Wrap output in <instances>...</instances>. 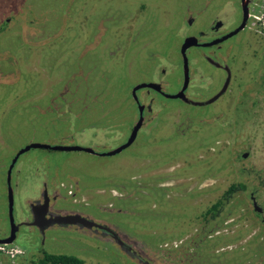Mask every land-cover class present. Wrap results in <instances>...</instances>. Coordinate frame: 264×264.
I'll return each instance as SVG.
<instances>
[{
  "label": "rangeland",
  "instance_id": "374dc122",
  "mask_svg": "<svg viewBox=\"0 0 264 264\" xmlns=\"http://www.w3.org/2000/svg\"><path fill=\"white\" fill-rule=\"evenodd\" d=\"M217 1L233 27L239 1ZM204 3L0 0V237L10 228L8 187L20 224L41 182L57 180L63 208L107 222L150 264H264V0L223 44L233 71L223 96L200 106L157 96L137 138L104 154L124 143L136 118L133 84L156 78L174 89L181 82L185 21L205 27ZM192 62L188 96L203 100L223 75L201 58ZM32 142L94 153L30 148L16 158L8 186L12 158ZM238 183L244 188L222 196ZM7 246L20 252L0 251V264H28L43 250L84 264H142L113 240L71 227L41 237L21 225Z\"/></svg>",
  "mask_w": 264,
  "mask_h": 264
},
{
  "label": "flooded vegetation",
  "instance_id": "af4514ba",
  "mask_svg": "<svg viewBox=\"0 0 264 264\" xmlns=\"http://www.w3.org/2000/svg\"><path fill=\"white\" fill-rule=\"evenodd\" d=\"M204 1H205V3H204V6L202 7V15L210 17L211 18L210 22L205 27H203L202 29H197L195 27H190L192 25L193 17L186 18V21H185L186 25L189 26V28H190V33L183 36L181 43L179 45V55L181 58V67H180L181 68V82L179 83V85L177 87H175L174 89L167 88L164 86L165 84L162 83V81L154 78V79H150L147 81H141V82L135 83L131 86L130 97L134 103L135 109L137 111V115H136V118L133 119V121L131 123V126H130V129L128 131L126 140L129 137L135 123L138 121V119L140 117L139 106H142V108H141L142 121H141V125L139 126V128L136 132L134 140L137 138L139 133L148 125V123L151 122L150 119L153 116V113H152L153 112V99H156L157 96L162 97L164 100L175 99V100H179L182 103L193 105L189 102H184L181 98L168 97L169 95L176 94L183 85V80H184L183 61H182V56L180 54V47H181L182 43L184 42V39L187 37H192V39H194V40L186 48V51H185V54L187 57L188 76H189L188 77V84H187L186 88L184 89L185 96L188 99L193 100L188 96V90L192 85L191 81H192L194 68H195V67L192 68L191 61L195 60L194 63L192 62L193 64H195L197 58L203 59L207 64H209L210 66H212L216 70L220 71L223 75L221 82L215 88V90L211 94H209L206 97V99L198 100V101L204 102V101L210 99L211 97H213L218 91H220V89L224 85V82H225L227 76L229 75V81H228V84H227L225 91L219 97H217L214 101H212L210 103H206V104H201V105H207V104H211V103L217 101L228 90V86H229L230 81L232 80V77H233V71L226 62H223L224 61V55H225L224 52L228 50V47L225 48V51L222 49L223 44H224V42L233 38V36H235L236 34H238L240 31H242L245 28L246 23H247L249 16L251 14L250 13L251 12V6L253 3L258 2L259 0H248L247 6H248V10H249V16H248V19L246 20L244 27L242 29H240L239 31H237L236 33H234V34H232V35H230V36H228L222 40H221V38L225 37L227 34L232 32L241 23V19H242L241 0H238L239 1L238 8H239L240 17H239L237 24H235L233 27H231L229 25V23L226 21V19H223V15H224V10H222L223 5H221L217 0H204ZM192 48L199 49L198 56L194 55L191 57L190 50ZM231 49H232V47H230V50ZM161 72L164 73V69H162ZM140 83H157L159 85V90H156V89L150 88V87H142V88H139L135 91V98H134V96L132 94V88L136 84H140ZM193 101H195V100H193ZM193 106H200V105H193ZM126 140L124 142H126ZM57 145H59V144H57ZM60 145H63V144H60ZM43 149H46V148H43ZM48 149H51V148H48ZM61 186H62V183L60 181H57V180H55L52 183V185L49 184V181L41 182L40 196L37 199L30 202V205L35 203V204H38V207L35 208L34 213H32V212L30 213L29 219L23 220L20 222V224H18V229L16 231V234H17L21 225L32 226V227L36 228L38 230V232L40 233L41 237L44 236V233L47 230L54 228V227H58V228H63V227L64 228H70L71 227V228L79 229L80 231H89V232H93L95 234H98L100 236H103L105 238H108L110 240H113V242H115V243H118L120 245V247L122 248V250H124V252H126L127 254H130L131 256L138 258V260L142 264H150L148 261H146L145 258H141V254H140L141 252H139L138 249H136L135 246L132 245L133 242H130L131 240L129 241V239L128 240L126 239V237H125L126 235L122 236L121 235L122 233L120 234L119 231L115 230L107 222L96 221L92 217H90V215L83 214L80 211L75 210V209L71 210V209L63 208L62 205H64V201L66 200V195L64 194L63 188ZM251 198L253 199L252 196H251ZM258 210H259V212L261 211V209H258ZM70 213H79L80 215L85 216V217H87V218H89V219H91V220H93L99 224L107 226L109 229H111V232H109L107 230L95 228V227L86 228V227H81V226L75 225V224H59V223L55 222L59 216H65V215H68ZM32 221H35V225L31 224ZM9 227H10V225H9ZM9 231H10V228H9ZM9 231L6 234H3L1 237H7L9 235Z\"/></svg>",
  "mask_w": 264,
  "mask_h": 264
},
{
  "label": "water",
  "instance_id": "95a60500",
  "mask_svg": "<svg viewBox=\"0 0 264 264\" xmlns=\"http://www.w3.org/2000/svg\"><path fill=\"white\" fill-rule=\"evenodd\" d=\"M248 0H241V8H242V19H241V23L239 24V26L237 28H235L232 32H230L229 34H227L225 37L221 38L224 39L234 33H236L237 31H239L240 29H242L246 23V20L248 19L249 16V10H248V6H247ZM194 39H192V37H187L184 39V42L182 43L181 47H180V54L182 56V61H183V74H184V80H183V85L180 88V90L173 95H169L168 97L171 98H181L184 102H189L193 105H201V104H206V103H210L212 101H214L217 97H219L226 89L228 81H229V75L227 76L224 85L222 86V88L220 89V91H218L213 97H211L210 99L202 102V101H193L188 99L185 94H184V89L186 88L187 84H188V66H187V57L185 54L186 48L191 44V42H193ZM142 87H150V88H154L156 90H159V85L157 83H140V84H136L133 88H132V94L135 98V91L139 88ZM141 108L142 106H139V113H140V117L138 119V121L135 123L129 137L127 138L126 142L120 144L119 146H117L116 148L105 152L104 154L107 155H112L115 154L117 152H120L123 148L129 146L132 141L135 138L136 132L139 128V126L141 125V121H142V116H141ZM30 148H51L52 150H59V151H86L89 153H94V150L90 147H82V146H78V145H49L46 143H38V142H32L27 144L24 148L20 149L18 153L15 154V156L12 158L9 166H8V170H7V184L9 186V181H10V172L11 169L16 161V158L18 157V155L20 153H23L24 151H27ZM253 205L255 207L256 210V203L253 202ZM38 207V204H31L30 205V209L31 212L34 213L35 208ZM259 211V210H258ZM8 215H9V225H10V231H9V235L7 237H0V245H10L16 236V231L18 229V224L14 223L13 220V216H12V191L11 188L8 187ZM56 223L59 224H75V225H79L81 227H86V228H99L102 230H107L109 232H111V229H109L107 226H104L102 224H99L85 216L80 215L79 213H70L68 215L65 216H59L56 221ZM31 224L35 225V221H32ZM121 234V233H120ZM122 236L124 234H121ZM126 239L128 240V237L125 236ZM130 241V240H129ZM135 243L134 241H130Z\"/></svg>",
  "mask_w": 264,
  "mask_h": 264
},
{
  "label": "trees",
  "instance_id": "16d2710c",
  "mask_svg": "<svg viewBox=\"0 0 264 264\" xmlns=\"http://www.w3.org/2000/svg\"><path fill=\"white\" fill-rule=\"evenodd\" d=\"M264 185V183H263ZM238 188H244L243 184H231L228 189L223 193V197L227 198L232 192ZM220 204V201L215 202L210 206L208 212H213L217 205ZM28 264H84V260L79 256L74 254L66 253H51L45 250L42 251L41 256L37 259L30 261ZM108 264H119L117 262H109Z\"/></svg>",
  "mask_w": 264,
  "mask_h": 264
},
{
  "label": "built area",
  "instance_id": "2783aa9c",
  "mask_svg": "<svg viewBox=\"0 0 264 264\" xmlns=\"http://www.w3.org/2000/svg\"><path fill=\"white\" fill-rule=\"evenodd\" d=\"M263 9H264V5H263ZM264 12V10H263ZM0 251L9 253L10 255H13L14 253H19L20 251L16 250L15 248H8L7 245H0Z\"/></svg>",
  "mask_w": 264,
  "mask_h": 264
}]
</instances>
